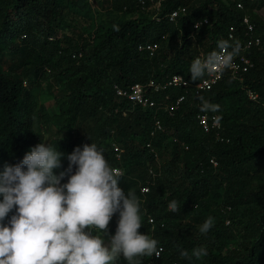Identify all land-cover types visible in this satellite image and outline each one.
I'll use <instances>...</instances> for the list:
<instances>
[{
  "label": "trees",
  "instance_id": "trees-1",
  "mask_svg": "<svg viewBox=\"0 0 264 264\" xmlns=\"http://www.w3.org/2000/svg\"><path fill=\"white\" fill-rule=\"evenodd\" d=\"M158 2L157 8H148V2L141 9L134 0H96L101 9L91 15L93 2L88 0H0V171L6 163H20L43 142L65 154L62 167L54 170L59 175L68 168L67 155L82 148L85 139L102 150L110 167L121 170L119 187L139 200L138 231L163 249L159 258L137 257L138 264H262L264 19L254 8L264 0ZM179 4L185 10L167 19L165 13ZM242 14L262 40L246 50L252 64L239 80L223 70L198 93L190 86L150 93L168 104L183 93L177 106L169 108L131 104L114 94L113 83L162 80L173 72L193 82L194 55H209L225 41L227 24L240 33ZM200 17L207 22L193 27ZM140 41H156L157 47L148 54L136 48ZM228 44L232 49L234 43ZM45 72L56 84L50 94L54 111L38 98ZM246 88L257 93L255 100L247 97ZM201 96L220 106L207 113L217 115L227 140L215 139L198 125ZM154 117L159 128L152 124ZM211 156L215 164L208 160ZM142 185H147L144 192ZM173 200L175 212L169 208ZM210 216L214 225L201 234L199 228ZM118 219L119 213L114 214L108 233H101L114 235ZM201 246L208 255L197 259L192 250ZM182 250L191 258L181 257ZM113 264L129 262L120 256Z\"/></svg>",
  "mask_w": 264,
  "mask_h": 264
},
{
  "label": "clouds",
  "instance_id": "clouds-1",
  "mask_svg": "<svg viewBox=\"0 0 264 264\" xmlns=\"http://www.w3.org/2000/svg\"><path fill=\"white\" fill-rule=\"evenodd\" d=\"M218 47L220 53L193 60V81L214 66H231L239 44L231 53L226 51L230 47L227 41L218 42ZM200 100L201 111L217 112L220 108L203 96ZM64 155L42 142L20 163L4 164L0 171V264H113L120 256L129 264H138L137 257L159 258L163 249H158V241L138 231L142 226L139 200L119 187L121 170L110 167L102 150L91 143L74 148L67 155L68 168L57 175L54 170L62 167ZM66 176L67 182L62 184ZM169 208L179 210L174 200ZM116 213V232L105 244L91 229L107 234ZM213 225L210 216L199 231L207 234ZM180 255L191 258L186 250ZM207 255L203 246L192 250L197 259Z\"/></svg>",
  "mask_w": 264,
  "mask_h": 264
},
{
  "label": "built area",
  "instance_id": "built-area-1",
  "mask_svg": "<svg viewBox=\"0 0 264 264\" xmlns=\"http://www.w3.org/2000/svg\"><path fill=\"white\" fill-rule=\"evenodd\" d=\"M88 1H92L93 3H95L96 0H88ZM134 1H135V4L141 9H144L145 7H147L148 2L151 3V5L154 6V8H157L159 4L158 0H134ZM235 5L238 7H241V3L239 1H237ZM184 10H185V7L179 4L173 7L172 9L168 10L165 13V15L167 19L172 20L178 13L183 12ZM206 22H207V19L205 17H200L193 21L192 26L197 27ZM241 22L243 23V28L240 31V33H237L235 31V27L232 23L227 24L225 28V41L233 42L234 43L233 48H235L236 45L239 44V52L238 54L233 56L230 67L224 68L222 66H214L211 68L210 71H206L203 77L193 82H190L182 74L173 72V73H170L166 78L162 80H154V79L148 78L144 82L133 81L126 86H121V85H118L117 83H113L112 88H113L114 94L117 96L124 97L131 104H137L143 107H153V106L159 105V106H164V107L169 108V107L177 106L178 102L182 100L184 94L180 93L176 95V97H174V100H172V102L168 104V103H165L164 101L162 102L156 101L150 93L159 91V90H164L168 87H174V86H182L184 88L190 86L192 87L193 93H198L201 90L210 88L211 85L221 77V73L223 70L227 71L233 77L239 80L240 72L247 70L252 64L251 59L246 54V50L253 45L259 44L262 40L261 37L257 33L254 32L252 23L249 21L246 14H242ZM156 47H157L156 41H140L136 43L137 49L145 50L148 54H151L155 50ZM233 48L232 49L228 48L226 51L231 53ZM213 52H217V53L221 52V49L218 47V45L211 53ZM77 54H79V52H77ZM71 55H74V54L72 53ZM209 55L199 52L194 55L193 59H196V58L205 59ZM245 93L247 97L252 100H255L257 97V93L250 88H246ZM195 117H196V121L198 125L203 130H211L214 133L215 139L227 140V138L223 137L222 134L220 133L221 125L215 113H207L204 111L197 112L195 114ZM152 124L155 128H159L160 127L159 119L154 117ZM113 149L115 150L116 156H118L117 146L114 145ZM208 160L212 164H215V159L212 156L209 157ZM113 168H118V167L114 166ZM151 174L153 175L154 173L151 172ZM146 190H147V185H142L140 187V191L144 192ZM147 220L152 221L150 216L147 217ZM157 247L158 249L160 248V246H157ZM262 264H264V262H262Z\"/></svg>",
  "mask_w": 264,
  "mask_h": 264
},
{
  "label": "rangeland",
  "instance_id": "rangeland-1",
  "mask_svg": "<svg viewBox=\"0 0 264 264\" xmlns=\"http://www.w3.org/2000/svg\"><path fill=\"white\" fill-rule=\"evenodd\" d=\"M150 6H152L151 4L149 5L148 8H150ZM92 7L90 9V11H88L87 13H90L91 15L94 14V9H101L100 8V4L99 3H92ZM254 12L262 19H264V3L261 4L260 6L254 8ZM132 13H135V12H132ZM133 15V14H132ZM28 82V79H26L25 83ZM46 84H49V88H45ZM56 87V84L53 80V77L49 74H47V72L44 73V76L40 78L39 80V90H40V93L38 95V98L43 100L44 103H45V106L47 107V109L49 111H54L55 110V107H54V104H53V101H52V98H51V92L53 91V89ZM78 134V132H76L75 130L71 131V138L72 139H75L74 137H76ZM41 135L44 136L45 133H44V130L41 131ZM84 138V137H83ZM82 144H87V141L85 142V139L83 140V143ZM67 179L68 177L64 178L61 183H66L67 182ZM91 232L93 235H97L99 234L101 236L102 239H104L105 241V244H108L109 241H110V236L108 235H105V234H102L101 232H99L97 229L93 228L91 229Z\"/></svg>",
  "mask_w": 264,
  "mask_h": 264
}]
</instances>
